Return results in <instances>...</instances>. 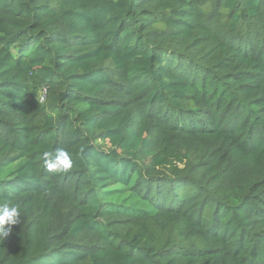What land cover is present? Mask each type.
I'll return each instance as SVG.
<instances>
[{
  "label": "trees",
  "instance_id": "1",
  "mask_svg": "<svg viewBox=\"0 0 264 264\" xmlns=\"http://www.w3.org/2000/svg\"><path fill=\"white\" fill-rule=\"evenodd\" d=\"M13 203L0 264H264V0H0Z\"/></svg>",
  "mask_w": 264,
  "mask_h": 264
},
{
  "label": "clouds",
  "instance_id": "2",
  "mask_svg": "<svg viewBox=\"0 0 264 264\" xmlns=\"http://www.w3.org/2000/svg\"><path fill=\"white\" fill-rule=\"evenodd\" d=\"M44 166L48 172L66 173L72 168V158L64 148L56 149L53 155L43 153ZM21 209L18 204H5L0 207V242H4L12 233L13 225L20 223Z\"/></svg>",
  "mask_w": 264,
  "mask_h": 264
},
{
  "label": "built area",
  "instance_id": "3",
  "mask_svg": "<svg viewBox=\"0 0 264 264\" xmlns=\"http://www.w3.org/2000/svg\"><path fill=\"white\" fill-rule=\"evenodd\" d=\"M45 96H46V89L42 92L41 94V100H45Z\"/></svg>",
  "mask_w": 264,
  "mask_h": 264
}]
</instances>
